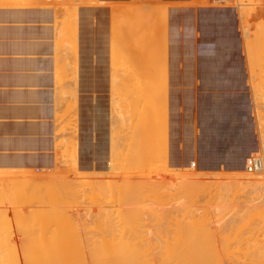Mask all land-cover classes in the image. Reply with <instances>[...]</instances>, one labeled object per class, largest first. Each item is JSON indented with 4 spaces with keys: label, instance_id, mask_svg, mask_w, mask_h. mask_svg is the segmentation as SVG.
<instances>
[{
    "label": "crops",
    "instance_id": "0c3cea01",
    "mask_svg": "<svg viewBox=\"0 0 264 264\" xmlns=\"http://www.w3.org/2000/svg\"><path fill=\"white\" fill-rule=\"evenodd\" d=\"M192 2L0 0V174L61 167L71 140L80 168L89 166L93 151L101 167L116 123L112 85L153 78L167 82L172 166L195 162L203 174L235 172L258 145L253 98L258 93L251 85L241 18L233 7ZM158 11L164 14L156 26L165 38L166 55L154 62L133 55L125 62L134 68L116 69L113 47L146 43L132 35L113 39V33L151 28L148 22L142 29L122 20ZM152 63L161 64L162 71L149 70Z\"/></svg>",
    "mask_w": 264,
    "mask_h": 264
},
{
    "label": "rangeland",
    "instance_id": "374dc122",
    "mask_svg": "<svg viewBox=\"0 0 264 264\" xmlns=\"http://www.w3.org/2000/svg\"><path fill=\"white\" fill-rule=\"evenodd\" d=\"M192 4L196 6H208V4L204 2H198L195 0H193ZM223 6H229L237 9L241 18L244 53L249 62L250 76L252 78L251 85L254 91L258 93L254 95L253 98L256 105L259 146L260 141L262 140L260 139L262 136L260 134L264 131V0H227ZM160 14L162 15L161 17ZM163 16V12L158 11L153 14L146 15L145 17L139 15L136 17L127 16L125 20H122L125 21V23H133L137 27H140L143 22H148L151 25V30H141L138 31L139 33H113V39L128 40L132 35L138 42L146 43V47H140L141 49L122 46L113 47L111 54L117 61L114 65L116 69L129 71L132 67L134 68V65H130L125 62L133 55L147 57L153 62L157 61V59L160 60L166 55V49L164 46L165 42H163L165 41V38L163 37V33L159 27L156 26V24L161 21ZM158 18L161 19L159 20ZM147 67L149 70L151 69L152 71H157V73L162 71L161 64L156 65L155 63H152ZM115 82H117V84L115 86L112 85L113 95H111V116L116 123L113 125L114 129H111V134L114 136L111 135V140L113 142L111 144L112 146H110V152L107 153L104 164L101 163L103 165H101L103 169L98 166L95 151L90 153L89 166L85 169L80 168L78 158L76 156L75 143L71 140L68 141V152L63 154L61 167L58 166L51 171L38 173L32 172L21 176L13 173L0 174V220L2 221H0V226L2 224L0 227V240H4L6 246L8 247L5 251H23L24 246H22V242L20 241L21 239L22 241L24 240L25 235L26 237H29L30 231L28 232V228L29 230L33 229L32 232H36V234L34 233L35 235L40 234L41 237H45L43 242L46 241L48 244L51 241V243L47 246L52 244L55 246L56 250H68V248L69 251L79 249H85V251H110L111 249L113 251L122 252L130 250V252L137 251L142 253H154L152 254L153 257L156 256L155 252L156 254H211L212 252L210 253V251H215L214 253L218 254L217 252L219 251V253L223 254L224 251H227L228 254H224H227L229 257H226V260L221 261V263L226 261L227 263L225 262L224 264H264V190H261V188L252 191L247 188L241 189V185L239 183H234V175H240V173H242L241 171H235L230 174H203L201 171L197 170L194 161L192 165L191 162L187 163V165H181L179 168L173 167L169 159L167 137V82L160 78L133 80L121 79L120 81ZM122 133L124 134L123 136ZM134 134L136 135L134 136ZM136 147L138 149L137 151H135ZM127 153L129 154L127 155ZM108 155L111 159H109ZM255 155H259L261 159L264 158L261 152ZM133 156L134 158L136 156L137 157L134 159ZM111 160L113 165L110 164ZM108 164H110L111 169ZM123 167H126V169ZM193 173L194 175H200L201 178L199 179L203 180H200L201 182L198 180V182H193L192 184L185 183L182 185V183H184L182 180L184 179L181 178L188 175L191 176ZM260 173L261 171L258 172V174ZM228 178H230V180ZM219 182H221V185L218 184ZM229 182L231 184L228 186L227 183ZM199 183H201V185ZM189 185L190 187L188 188ZM222 185H225L224 187H226V190L227 187L230 188L231 185H234V187L232 186L233 188H228L229 191L227 190V192H230L232 189L234 190L232 191L233 193H226L227 195H224L225 197H223V199L220 198L222 200H220V202L218 201L219 195L217 188L219 187V190L222 189L220 188L223 187ZM126 188H128V190ZM95 195H97V197ZM36 196L41 202L39 200L36 202ZM214 196H217V198ZM31 198L36 200H31ZM213 202L214 204H212ZM75 203L76 207H74ZM119 204L122 205L120 206ZM220 205L221 212H224V216L221 213L223 217L219 219L220 215H216L214 208L219 207ZM38 206L39 208H37ZM228 206L229 208H226ZM40 211L41 214H39ZM183 212H185L186 216H184ZM93 214L97 216L95 217ZM33 216L36 218L34 219ZM73 219L77 220L75 221ZM193 219L196 222H194ZM88 221L92 225H90ZM3 224L6 228L3 227ZM16 225L18 229L15 228ZM231 226L232 230H229ZM43 227H45V229ZM80 227L81 229H79ZM223 227L227 229L224 231ZM2 228L6 229L5 233V230H2ZM56 228L59 229L56 230ZM57 231L59 232L57 233ZM32 232L30 233L31 237L33 234ZM206 234L207 237L209 235L212 237L211 240L209 239L210 237H206ZM8 235H11V237ZM54 235H58L62 238L64 237V239L61 238V241L63 240L62 242L65 243L66 247L62 244L59 238V240L56 241L51 238L52 236L54 237ZM122 235L124 236L122 237ZM222 236L225 238L228 237L229 240L227 238L225 239V242ZM5 240L9 242L6 243ZM67 240L70 241L67 243ZM2 242L3 241H1V244ZM46 242L44 243L46 244ZM59 242L64 247H61L62 245ZM69 242L71 243L69 244ZM78 242L80 243L81 248L78 246ZM83 242L84 245L82 244ZM98 243L100 246L97 245ZM217 243L218 246L220 244L219 247L217 246ZM1 244L0 251L1 249H6V247H3V249ZM9 244H12V246ZM67 244L69 245L67 246ZM121 244H123L124 247ZM213 244L216 246L214 247L215 249H213ZM3 246L5 245L3 244ZM119 246L120 248H118ZM46 247H44L45 250H50ZM70 247H72V249ZM216 248L217 250L219 248L221 250L217 251ZM249 248L252 249L250 250ZM247 249L248 251H246ZM245 251L250 254V257L252 256L250 258L248 254H246L248 259H252L253 261H249L247 258L245 259ZM242 254H244L245 257ZM153 263L156 264L157 261H153Z\"/></svg>",
    "mask_w": 264,
    "mask_h": 264
},
{
    "label": "bare ground",
    "instance_id": "6f19581e",
    "mask_svg": "<svg viewBox=\"0 0 264 264\" xmlns=\"http://www.w3.org/2000/svg\"><path fill=\"white\" fill-rule=\"evenodd\" d=\"M9 1V0H8ZM7 2V1H6ZM12 2H14V1H12ZM254 5V4H253ZM223 7V6H222ZM127 10H129V9H127ZM132 11V10H131ZM165 11V10H164ZM130 12V11H129ZM134 13V12H133ZM155 13V12H154ZM133 15V14H132ZM162 15L160 14V17H161ZM165 16H167V15H165ZM159 20L161 19V18H158ZM165 19V18H164ZM167 19V18H166ZM136 21V20H135ZM161 21H162V19H161ZM163 22V21H162ZM146 23V22H145ZM142 24V23H141ZM144 24V23H143ZM73 25V24H72ZM142 26V25H141ZM140 28H142V27H140ZM144 28V27H143ZM142 28V29H143ZM147 28V27H146ZM39 30V29H38ZM151 30V29H150ZM165 30H166V28H165ZM164 30V31H165ZM139 33V32H138ZM114 35V34H113ZM141 35V34H140ZM125 36H127V35H125ZM150 36V35H149ZM129 38V37H128ZM79 39V38H78ZM146 39V38H145ZM149 39V38H148ZM19 40V39H18ZM148 41V40H147ZM163 42H165V41H163ZM249 42V41H248ZM73 43V42H72ZM167 43V42H166ZM250 44V43H249ZM126 45V44H125ZM250 46V45H249ZM144 47V46H143ZM67 48V47H66ZM251 48V47H250ZM61 49H63V48H61ZM141 49V48H140ZM166 49V48H165ZM250 50V49H249ZM255 50V49H254ZM68 53V52H67ZM71 53V52H70ZM156 54V53H155ZM88 55V54H87ZM67 56H69V55H67ZM71 56V55H70ZM84 56V55H83ZM160 56V55H159ZM152 57V56H151ZM146 58V57H145ZM153 58H155V57H153ZM156 59V58H155ZM58 60V59H57ZM151 60V59H150ZM65 61V60H64ZM69 61V60H68ZM130 61H132V60H130ZM157 61H158V59H157ZM67 62V61H66ZM65 62V63H66ZM73 62V61H72ZM131 63V62H130ZM151 63V62H150ZM156 63V62H155ZM154 64V63H153ZM157 65V64H156ZM74 66V65H73ZM164 66V65H163ZM156 67V66H155ZM154 67V68H155ZM64 68V67H63ZM8 69V68H7ZM145 69V68H144ZM6 70V69H5ZM64 70H66L65 68H64ZM143 70V69H142ZM165 71V70H164ZM163 71V72H164ZM3 72H5V71H3ZM84 72V71H83ZM162 72V73H163ZM67 73V72H66ZM147 73V72H146ZM150 74V73H149ZM148 74V75H149ZM164 74H165V72H164ZM128 75V74H127ZM143 75V74H142ZM2 76V75H1ZM119 76V75H118ZM149 77H151V76H149ZM1 79V78H0ZM68 80H70V79H68ZM112 80V79H111ZM3 81V80H2ZM109 82H110V80H109ZM58 84V83H57ZM56 84V85H57ZM13 86V85H12ZM58 86V85H57ZM115 86V85H114ZM147 88V87H146ZM146 90V89H145ZM2 91V90H1ZM60 91V90H59ZM142 92V91H141ZM161 92V91H160ZM122 93V92H121ZM145 93V92H144ZM149 93V92H148ZM131 94V93H130ZM126 95V94H125ZM127 97V96H126ZM141 99V98H140ZM118 100V99H117ZM141 101V100H140ZM142 102H143V100H142ZM123 103V102H122ZM160 103V102H159ZM134 104V103H133ZM166 104V103H165ZM123 105V104H122ZM165 106V105H164ZM112 107V106H111ZM120 107V106H119ZM132 107V106H131ZM141 108V107H140ZM109 109V108H108ZM121 109V108H120ZM130 109V108H129ZM132 110V109H131ZM129 111V110H128ZM133 111V110H132ZM140 111V110H139ZM143 111V110H142ZM56 112V111H55ZM122 112V111H121ZM118 114V113H117ZM137 114V113H136ZM166 114V113H165ZM55 115H56V113H55ZM58 115V114H57ZM218 115V114H217ZM59 116V115H58ZM117 116V115H116ZM120 116V115H119ZM130 116V115H129ZM57 117V116H56ZM163 117V116H162ZM58 118V117H57ZM127 118V117H126ZM131 118V117H130ZM27 119V118H26ZM55 119V118H54ZM53 119V120H54ZM72 119V118H71ZM137 119H139V118H137ZM61 120V119H60ZM60 120H58V121H60ZM66 120V119H65ZM70 120V119H69ZM260 120V119H259ZM258 120V121H259ZM62 122V121H61ZM71 122V121H70ZM130 122V121H129ZM135 123V122H134ZM62 124V123H61ZM65 124V123H64ZM72 124V123H71ZM138 124V123H137ZM67 125V124H66ZM135 125V124H134ZM130 126H131V124H130ZM138 126H139V124H138ZM64 127V126H63ZM261 127V126H260ZM62 128V127H61ZM133 128V127H132ZM136 128H138V127H136ZM64 129H65V127H64ZM112 129V128H111ZM261 129V128H260ZM123 130V129H122ZM131 131V130H130ZM133 131V130H132ZM153 131H154V129H153ZM4 132V131H3ZM63 132H64V130H63ZM72 132V131H71ZM137 132V131H136ZM264 132V131H263ZM262 132V134H260V135H262L261 136V138L260 139H262L261 141H260V145L258 146L257 145V147H255V148H251L250 149V152H249V154L248 155H246V157L244 158V159H242L240 162H239V164H237L236 165V168H237V170L236 171H241L242 173H240V175H238V176H235L234 175V183L236 182V183H239L240 185H241V189L243 188V189H250L251 191L252 190H257L258 188H261V190H264L263 188H264V158L263 159H261V157H259L260 159H261V167H260V169L259 170H257L256 172H248L247 171V169H246V166H245V162H246V160L250 157V156H252L253 154L255 155V154H258V153H262L263 154V156H264V133ZM112 133V132H111ZM113 133H115V132H113ZM139 133V132H138ZM5 134V133H4ZM132 134V133H131ZM72 135V134H71ZM112 136H114L113 134H111ZM124 134L122 133V136H123ZM127 135H129V134H127ZM136 134H134V136H135ZM157 135V134H156ZM27 136V135H26ZM118 136V135H117ZM71 137V136H70ZM102 138V137H101ZM114 138V137H113ZM205 138V137H204ZM20 140V139H19ZM111 140V139H110ZM114 140V139H113ZM132 140V139H131ZM137 140V139H136ZM194 140V139H193ZM127 141V140H126ZM126 141H124V142H126ZM60 142H61V140H60ZM63 142V141H62ZM112 140H111V144H112ZM75 143V142H74ZM129 143H130V140H129ZM132 143V142H131ZM146 143V142H145ZM110 144V143H109ZM114 144V143H113ZM153 144V143H152ZM116 145V144H115ZM123 145V144H122ZM131 145V144H130ZM234 145V144H233ZM57 146V145H56ZM65 146V145H64ZM112 146V145H111ZM123 147V146H122ZM155 147V146H154ZM2 148V147H1ZM125 148V147H124ZM135 148V147H134ZM141 148V147H140ZM156 148V147H155ZM49 149H50V147H49ZM63 149V148H62ZM128 149V148H127ZM130 149V148H129ZM133 149V148H132ZM138 149H137V147H136V150L135 151H137ZM140 150V149H139ZM113 151H114V148H113ZM120 151V150H119ZM141 151V150H140ZM110 152V151H109ZM133 152V151H132ZM112 153V152H111ZM116 153V152H115ZM131 153V152H130ZM137 153V152H136ZM248 153V152H247ZM54 154V153H53ZM71 154V153H70ZM123 154V153H122ZM129 153H127V155H128ZM138 154V153H137ZM126 155V154H125ZM133 155V154H132ZM117 156V155H116ZM108 157H109V155H108ZM115 157V156H114ZM123 157V156H122ZM130 157H131V155H130ZM137 157V156H136ZM135 157V158H136ZM132 158V157H131ZM133 158H134V156H133ZM134 158V159H135ZM156 158V157H155ZM104 159H106V158H104ZM108 159V158H107ZM109 159H111L110 157H109ZM139 159V158H138ZM138 159H137V161H138ZM131 160V159H130ZM113 161H114V159H113ZM135 161V160H134ZM154 161V160H153ZM26 162V161H25ZM73 162V161H72ZM111 163L110 164H112L113 165V163H112V160L110 161ZM139 162V161H138ZM238 162V161H237ZM49 163V162H48ZM70 163V162H69ZM118 163V162H117ZM132 163V162H131ZM191 163V162H190ZM110 164H108L109 165V168L111 169V166H110ZM123 164V163H122ZM134 164V163H133ZM11 165V164H10ZM102 165V164H101ZM187 165V164H186ZM191 165H192V163H191ZM60 166V165H59ZM103 166V165H102ZM101 166V167H102ZM117 166V165H116ZM131 166V165H130ZM120 167V166H119ZM192 167H194V166H192ZM7 168V167H6ZM123 168H125L126 169V167H123ZM133 168V167H132ZM135 168V167H134ZM190 168V167H189ZM102 169H103V167H102ZM105 169V168H104ZM115 170V169H114ZM135 170V169H134ZM140 171V170H139ZM187 171V170H186ZM261 171V173L260 174H258V172H260ZM250 173V174H249ZM255 173H257V174H255ZM66 176V175H65ZM25 177V176H24ZM94 177V176H93ZM6 178V177H5ZM14 178V177H13ZM96 178V177H95ZM94 178V179H95ZM199 178H201L200 177V175H194V173H193V175H188V176H186V177H183V178H181V179H184V180H182L184 183H182V185L183 184H185V183H187V184H189V183H195V182H198V180L200 181H202L203 179H199ZM231 178H232V176H231ZM85 179V178H84ZM155 179H156V177H155ZM208 179V178H207ZM210 179V178H209ZM226 179V178H225ZM229 180H230V178H228ZM233 179V178H232ZM1 180V179H0ZM34 180V179H33ZM101 180V179H100ZM110 180V179H109ZM10 181V180H9ZM200 181V182H201ZM205 181V180H204ZM203 181V182H204ZM206 181H208V180H206ZM220 181V180H219ZM202 182V183H203ZM20 183V182H19ZM39 183V182H38ZM208 183H211V182H208ZM207 183V184H208ZM221 182H219L218 184H220ZM15 184V183H14ZM21 184V183H20ZM127 184H129V183H127ZM200 185H201V183H199ZM228 184V186H229V184H231L230 182L229 183H227ZM238 184V185H239ZM122 185V184H121ZM157 185H158V183H157ZM197 185V184H196ZM209 185V184H208ZM221 185V184H220ZM219 185V186H220ZM41 186V185H40ZM77 186V185H76ZM193 186V185H192ZM203 186V185H202ZM218 186V185H217ZM223 186V185H222ZM225 186V185H224ZM220 187V188H222V189H220L219 190V187L217 188V191H218V201H220L221 199H223V197H225L224 195H227L226 193H233L232 191L234 190V189H232L230 192H227V190H228V188L229 187H227V190L225 189L226 187ZM234 187V185H231V187L229 188V189H231V188H233ZM84 187V186H83ZM190 187V185L188 186V188ZM195 187V186H194ZM204 187V186H203ZM214 187V186H213ZM25 188H26V186H25ZM81 188V187H80ZM154 188V187H153ZM27 189V188H26ZM67 189V188H66ZM83 189V188H82ZM127 190H128V188H126ZM152 189V188H151ZM184 189V188H183ZM187 189V188H186ZM210 189V188H209ZM212 189V188H211ZM131 190V189H130ZM129 190V191H130ZM185 190V189H184ZM190 190V189H189ZM198 190H199V188H198ZM197 190V191H198ZM201 190H202V188H201ZM260 190V189H259ZM187 191H188V189H187ZM195 191V190H194ZM219 191H220V194H219ZM229 191V190H228ZM50 192V191H49ZM93 192V191H92ZM126 192H128V191H126ZM185 192V191H184ZM239 192H240V190H239ZM238 192V193H239ZM20 193V192H19ZM78 193V192H77ZM120 193V192H119ZM129 193V192H128ZM131 193V192H130ZM153 193V192H152ZM158 193V192H157ZM187 193V192H186ZM203 193V192H202ZM216 193V192H215ZM237 193V192H236ZM23 194V193H22ZM76 194V193H75ZM3 195V194H2ZM21 195V194H20ZM82 195V194H81ZM83 195H84V193H83ZM19 196V195H18ZM40 196V195H39ZM80 196V195H79ZM96 197H97V195H95ZM217 196L215 197V198H217ZM235 196V195H234ZM27 197V196H26ZM31 197V196H30ZM95 197V198H96ZM133 197V196H132ZM36 198H37V196H36ZM41 198V197H40ZM63 198V197H62ZM92 198H94V197H92ZM122 198V197H121ZM166 198V197H165ZM210 198V197H209ZM221 198V199H220ZM28 199V198H27ZM67 199V198H66ZM80 199V198H79ZM107 199H109V198H107ZM123 199H124V197H123ZM29 200V199H28ZM28 200H27V202H28ZM31 200H36V199H32L31 198ZM38 200L40 201V199H38L37 198V201L36 202H38ZM42 200V199H41ZM68 200V199H67ZM96 200V199H95ZM104 200V199H103ZM158 200V199H157ZM171 200V199H170ZM195 200V199H194ZM200 200V199H199ZM80 201H81V199H80ZM100 201H101V199H100ZM106 201H108V200H106ZM123 201V200H122ZM215 201V200H214ZM222 201V200H221ZM220 201V202H221ZM4 202V201H3ZM25 202V201H24ZM33 202V201H32ZM41 202V201H40ZM84 202H85V200H84ZM117 202V201H116ZM119 202H120V200H119ZM204 202V201H203ZM208 202V201H207ZM30 203H31V201H30ZM34 203V202H33ZM69 203V202H68ZM82 203V202H81ZM118 203V202H117ZM155 203V202H154ZM210 203V202H209ZM218 203V202H217ZM29 204V203H28ZM28 204H27V206H28ZM40 204V203H39ZM41 204H43V203H41ZM74 204V203H73ZM72 204V205H73ZM80 204V203H79ZM203 204V203H202ZM211 204V203H210ZM212 204H214V202L212 203ZM216 204V203H215ZM112 205V204H111ZM120 205V204H119ZM118 205V206H119ZM122 205V204H121ZM120 205V206H121ZM155 205V204H154ZM158 205V204H157ZM217 205V204H216ZM218 205H219V203H218ZM217 205V206H218ZM106 206H108V205H106ZM119 206V207H120ZM153 206V205H152ZM183 206V205H182ZM230 206V205H229ZM229 206L228 207H226V208H229ZM10 207V206H9ZM32 207V206H31ZM74 207H76V203H75V206ZM111 207V206H110ZM109 207V208H110ZM163 207V206H162ZM212 207V206H211ZM11 208V207H10ZM36 208V207H35ZM37 208H39V206L37 207ZM44 208V207H43ZM59 208V207H58ZM78 208V207H77ZM91 208V207H90ZM108 208V207H107ZM182 208V207H181ZM197 208V207H196ZM195 208V209H196ZM205 208V207H204ZM114 209V208H113ZM185 209H187V208H185ZM192 209V208H191ZM215 209V212H216V215H220L219 216V219L221 218V217H223L224 216V212L222 213L221 212V205L219 206V207H215L214 208ZM247 209V208H246ZM42 210V209H41ZM74 210H75V208H74ZM78 210V209H77ZM80 210H82V209H80ZM107 210V209H106ZM122 210H124V209H122ZM208 210H210V209H208ZM207 210V211H208ZM211 210H212V208H211ZM11 211V210H10ZM164 211V210H163ZM186 211V210H185ZM189 212H191L190 210H188ZM248 211V210H247ZM12 212V211H11ZM85 212V211H84ZM123 212V211H122ZM139 212V211H138ZM193 212H194V210H193ZM213 212V211H212ZM215 212H214V215H215ZM32 213V212H31ZM95 213V212H94ZM109 213V212H108ZM121 213V212H120ZM119 213V214H120ZM173 213V212H172ZM184 213V216H186L185 215V212H183ZM209 213V212H208ZM221 213L223 214V216L221 215ZM39 214H41V211H40V213ZM42 214H43V212H42ZM70 214H72V213H70ZM87 214V213H86ZM122 214H124V213H122ZM137 214H139V213H137ZM186 214H188V213H186ZM193 214V213H192ZM191 214V215H192ZM22 215V214H21ZM79 215V214H78ZM81 215V214H80ZM94 215V214H93ZM115 215V214H114ZM121 215V214H120ZM169 215V214H168ZM173 215V214H172ZM171 215V216H172ZM191 215H189V216H191ZM194 215V214H193ZM196 215V214H195ZM211 215V214H210ZM8 216V215H7ZM24 216V215H23ZM38 216V215H37ZM95 216V215H94ZM97 216V215H96ZM95 216V217H96ZM180 216V215H179ZM245 216V215H244ZM4 217V216H3ZM34 217V216H33ZM32 217V218H33ZM59 217V216H58ZM74 217V216H73ZM199 217V216H198ZM246 217V216H245ZM257 217V216H256ZM2 218V217H1ZM10 218V217H9ZM8 218V219H9ZM36 217H34V219H35ZM39 218H40V215H39ZM87 218V217H86ZM244 218V217H243ZM6 219V218H5ZM29 219V218H28ZM79 219V218H78ZM113 219H114V217H113ZM123 219V218H122ZM169 219V218H168ZM195 219V218H194ZM194 219H193V221H194ZM217 219V218H216ZM10 220V219H9ZM73 220H75V219H73ZM77 220V219H76ZM75 220V221H76ZM200 220V219H199ZM210 220V219H209ZM1 221V220H0ZM80 221V220H79ZM118 221V220H117ZM207 221V220H206ZM217 221H218V219H217ZM216 221V222H217ZM2 222V221H1ZM0 222V223H1ZM6 222V221H5ZM8 222V221H7ZM37 222H38V219H37ZM40 222V221H39ZM78 222V221H77ZM89 222V221H88ZM184 222V221H183ZM194 222H196V221H194ZM4 223V222H3ZM36 223V222H35ZM45 223V222H44ZM43 223V224H44ZM62 223V222H61ZM90 223V222H89ZM156 223H158V222H156ZM170 223V222H169ZM182 223V222H181ZM205 223V222H204ZM219 223V222H218ZM43 224H42V226H43ZM123 224V223H122ZM159 224V223H158ZM166 224V223H165ZM173 224V223H172ZM171 224V225H172ZM193 224H195V223H193ZM203 224V223H202ZM202 224H200V225H202ZM37 225V224H36ZM57 225V224H56ZM62 225H63V223H62ZM64 225H66V224H64ZM69 225V224H68ZM90 225H92L91 223H90ZM207 225V224H206ZM218 225V224H217ZM1 226H2V224H1ZM0 226V227H1ZM14 226V225H13ZM44 226H45V224H44ZM77 226V225H76ZM156 226V225H155ZM197 226V225H196ZM221 226H222V224H221ZM223 226H224V224H223ZM232 226H234V225H232ZM232 226H231V228H229V230L231 229L232 230ZM247 226V225H246ZM3 227H5V225L3 224ZM72 227V226H71ZM171 227V226H170ZM183 227V226H182ZM219 227V226H218ZM6 228V227H5ZM5 228H2V230L4 229L5 231H4V233L6 232V229ZM15 228H17V225H16V227ZM14 228V229H15ZM39 228V227H38ZM44 229H45V227H43ZM112 228V227H111ZM174 228V227H173ZM198 228V227H197ZM224 228V227H223ZM18 229V228H17ZM25 229H26V227H25ZM31 229V228H30ZM53 229V228H52ZM57 229H59V228H56V230ZM79 229H81V227L79 228ZM118 229V228H117ZM179 229V228H178ZM199 229V228H198ZM205 229V228H204ZM209 229H212V228H209ZM208 229V230H209ZM225 229H227V228H224V231H225ZM246 229V228H245ZM256 229V228H255ZM27 230H28V232L30 231V233L32 232V230L33 229H31V230H29L28 228H27ZM41 230V229H40ZM69 230V229H68ZM187 230V229H186ZM207 230V231H208ZM220 230V229H219ZM42 231V230H41ZM63 231V230H62ZM72 231V230H71ZM217 231V230H216ZM223 231V230H222ZM234 231V230H233ZM12 232V231H11ZM26 232V231H25ZM59 231H57V233H58ZM64 232V231H63ZM62 232V233H63ZM76 232V231H75ZM95 232V231H94ZM165 232V231H164ZM173 232V231H172ZM227 232V231H226ZM256 232V231H255ZM29 233V237H26V235H25V238H24V240L22 241V239H21V241L20 242H22V246H24V250L23 251H17V252H14V251H5V250H7L8 249V247L6 246V244H5V242H4V240H0V244H1V241H3L2 242V248L4 247H6V249H4V250H2L1 249V251H0V264H154L153 263V261H157V263L156 264H224L226 261H224V262H222L221 263V261H223V260H226V257L228 258L229 256L227 255L228 253H227V251H224L223 252V254H221V253H219V251L218 250H221L220 248L217 250V248L220 246V244H219V246H218V243H217V248H216V250L218 251L217 253L218 254H216V253H214L213 251H210V253L211 254H195V253H191V254H189V253H187V254H180V253H175V254H156V252H155V257H153L152 256V254H154V253H142V252H135V251H133V252H130V250H127V251H122V252H119V251H113V250H111L110 249V251H102V250H92V251H85V249L84 250H75V251H72V250H70L69 251V248H68V250L66 249V250H60V249H58V250H56L55 249V246H53L52 244L51 245H49V246H47L48 244H50L51 243V241L47 244V242L46 241H44V242H46V244L43 242V240H44V238L45 237H41L40 236V234H38V235H35L36 234V232H32L33 234H32V237L30 236L31 234ZM41 233V232H40ZM50 233V232H49ZM48 233V234H49ZM76 233H78V232H76ZM176 233V232H175ZM179 233H181V232H179ZM236 233V232H235ZM1 234V233H0ZM14 234H16V233H14ZM48 234H46V235H48ZM64 234V233H63ZM194 234V233H193ZM209 234H210V232H209ZM220 234V233H219ZM229 234H230V231H229ZM232 234V233H231ZM263 234V233H262ZM4 235V234H3ZM13 235V234H12ZM50 235V234H49ZM73 235V234H72ZM249 235V234H248ZM9 237H11V235H8ZM16 236V235H15ZM28 236V235H27ZM69 236V235H68ZM82 236V235H81ZM86 236V235H85ZM92 236V235H91ZM124 235H122V237H123ZM145 236V235H144ZM195 236V235H194ZM203 236V235H202ZM227 236H228V233H227ZM258 236V235H257ZM1 237H2V235H1ZM46 237H48V236H46ZM77 237V236H76ZM95 237V236H94ZM180 237V236H179ZM206 237H207V234H206ZM205 237V238H206ZM208 237H210L209 239L211 240V238L213 237V233H212V237L209 235ZM207 237V238H208ZM214 237H215V235H214ZM223 237V236H222ZM254 237V236H253ZM51 238H53V239H55V241L56 240H59L60 239V241H61V238L62 237H59L58 235L56 236V235H54V237L52 236ZM59 238V239H58ZM65 238H66V236H65ZM78 238H79V236H78ZM97 238V237H96ZM182 238V237H181ZM224 238V240L225 239H227L228 237H223ZM231 238V237H230ZM2 239V238H1ZM14 239H15V237H14ZM53 239H51V240H53ZM62 239H64V237L62 238ZM81 239V238H80ZM98 239V238H97ZM183 239V238H182ZM191 239V238H190ZM246 239V238H245ZM73 240V239H72ZM123 240V239H122ZM210 240H208V241H210ZM215 240V239H214ZM223 240V241H224ZM228 240H229V238H228ZM6 241V240H5ZM47 241H48V238H47ZM63 241V240H62ZM61 241V242H62ZM66 241V240H65ZM68 241H70V240H67V243H68ZM95 241H97V240H95ZM126 241V240H125ZM198 241V240H197ZM212 241H213V239H212ZM7 242H9V241H6V243ZM14 242V241H13ZM23 242H24V244H23ZM77 242V241H76ZM80 242V241H79ZM78 242V243H79ZM87 242V241H86ZM108 242V241H107ZM175 242V241H174ZM182 242V241H181ZM216 242V241H215ZM225 242H226V240H225ZM231 242V241H230ZM18 243V242H17ZM53 243V242H52ZM60 243V242H59ZM71 242H69V244H70ZM81 243V242H80ZM80 243H79V247H80ZM126 243V242H125ZM183 243H185V242H183ZM229 243V242H228ZM243 243V242H242ZM244 243H245V240H244ZM3 244L5 245V246H3ZM54 244V243H53ZM61 244V243H60ZM62 244H64V246H65V243H63L62 242ZM61 244V245H62ZM69 244H67V246L69 245ZM83 245H84V242L82 243ZM113 244V243H112ZM124 244V243H123ZM123 244H121L122 246H123ZM128 244V243H127ZM166 244V243H165ZM216 244V243H215ZM230 244V243H229ZM255 244V243H254ZM253 244V245H254ZM264 244V243H263ZM9 245H11L12 246V244H9ZM60 245V246H61ZM98 246H100L99 245V243L97 244ZM129 245V244H128ZM164 245V244H163ZM214 245V244H213ZM222 245V244H221ZM228 245V244H227ZM47 246V247H46ZM63 245L61 246V247H64ZM76 246V245H75ZM82 246V245H81ZM87 246V245H86ZM112 246V245H111ZM185 246V245H184ZM211 246V245H210ZM209 246V247H210ZM232 246V245H231ZM264 246V245H263ZM10 247V246H9ZM44 247H46V248H48V249H50V250H45V248ZM51 247H53V248H51ZM66 247V246H65ZM83 247V246H82ZM110 247V246H109ZM117 247V246H116ZM124 247V246H123ZM170 247V246H169ZM187 247V246H186ZM214 247H216L215 245L213 246V249H215ZM224 247V246H223ZM226 247V246H225ZM229 247V246H228ZM1 248V247H0ZM13 248V247H12ZM21 248V247H20ZM19 248V249H20ZM71 249H72V247H70ZM81 248V247H80ZM102 248V247H101ZM105 248V247H104ZM110 248H112V247H110ZM118 248H120V246L118 247ZM130 248V247H129ZM176 248V247H175ZM185 248V247H184ZM16 249V248H15ZM18 249V248H17ZM52 249H54V250H52ZM145 249V248H144ZM189 249V248H188ZM212 249V248H211ZM250 249V248H249ZM252 249V248H251ZM250 249V250H251ZM255 249V248H254ZM12 250V249H11ZM119 250V249H118ZM122 250V249H121ZM162 250V249H161ZM210 250V249H209ZM235 250V249H234ZM5 251V252H4ZM16 251V250H15ZM171 251H173V250H171ZM246 251H248V249L246 250ZM245 251V252H246ZM180 252V251H179ZM185 252V251H184ZM203 252H206V251H203ZM221 252V251H220ZM230 252V251H229ZM232 252V251H231ZM251 252V251H250ZM254 252V251H253ZM224 253H227L226 255L224 254ZM230 254V253H229ZM246 254H248V256L250 255L249 253H245V255ZM253 254V253H252ZM251 254V255H252ZM258 254V253H257ZM263 254V253H262ZM234 255H235V253H234ZM244 257H245V255L244 254H242ZM254 255H256V254H254ZM233 256V255H232ZM248 256L246 255V257H245V259L247 258L248 259ZM264 256V255H263ZM250 257V256H249ZM252 257V256H251ZM250 257V258H251ZM261 257V256H260ZM262 258V257H261ZM253 259H254V256H253ZM259 259V258H258ZM249 261L250 260H252V259H248ZM262 260V259H261ZM232 261V260H231ZM248 261V262H249ZM253 261V260H252ZM260 261V260H259ZM229 262V261H228ZM233 262V261H232ZM239 262V261H238ZM247 262V261H246ZM258 262V261H257ZM227 263V262H226ZM230 264V263H229ZM233 264V263H232ZM253 264V263H252Z\"/></svg>",
    "mask_w": 264,
    "mask_h": 264
},
{
    "label": "built area",
    "instance_id": "2783aa9c",
    "mask_svg": "<svg viewBox=\"0 0 264 264\" xmlns=\"http://www.w3.org/2000/svg\"><path fill=\"white\" fill-rule=\"evenodd\" d=\"M72 1L76 3L79 0H72ZM195 1L204 2L208 4L209 7H222L227 0H195ZM204 7L207 6L204 5ZM245 166L248 172H256L257 170H259L261 167V159L259 158V155L250 156L246 160Z\"/></svg>",
    "mask_w": 264,
    "mask_h": 264
}]
</instances>
